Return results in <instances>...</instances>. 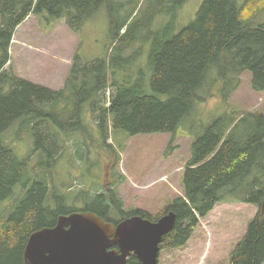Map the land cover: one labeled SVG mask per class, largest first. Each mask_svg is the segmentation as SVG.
Wrapping results in <instances>:
<instances>
[{
  "label": "trees",
  "instance_id": "trees-1",
  "mask_svg": "<svg viewBox=\"0 0 264 264\" xmlns=\"http://www.w3.org/2000/svg\"><path fill=\"white\" fill-rule=\"evenodd\" d=\"M263 1L204 0L193 22L178 33L173 7L160 13L170 21L153 33L154 15L127 25L125 20L115 19L123 4L113 0H0V203L21 193L18 207L4 217L0 212V264H25L23 250L29 236L53 227L59 216L73 213L65 212L66 198L53 192L55 185L49 189L46 175L36 176L32 184L27 180L31 156H16L7 145L12 141L4 138L8 131L22 121V130L32 140V154L40 155L35 170L47 174L64 155L67 142L79 137L78 146L85 148L95 142L85 132L82 118L88 116L98 130V148L113 155L111 167H116L118 153L107 144L110 130L128 136L175 135L197 103L215 93L227 101L244 73L250 74L253 91L264 92V23H254L264 13V5L259 6ZM184 2L179 0V7ZM103 6L111 13V44L104 57L90 62L76 53L62 89L25 81L11 67L6 69L14 32L29 15L63 19L79 36L84 24ZM145 44L144 69L139 62ZM212 82L219 86L213 89ZM230 114L215 120L193 143L183 173V196L157 218L141 210L125 212L113 187L84 200L83 212L114 225L134 216L154 222L173 212L175 225L160 244L163 251L182 248L199 219L216 204L251 205L257 212L229 254L228 264H263L264 114ZM123 178L119 176V181ZM17 185L23 187L15 192ZM126 264L140 262L131 255Z\"/></svg>",
  "mask_w": 264,
  "mask_h": 264
},
{
  "label": "rangeland",
  "instance_id": "rangeland-1",
  "mask_svg": "<svg viewBox=\"0 0 264 264\" xmlns=\"http://www.w3.org/2000/svg\"><path fill=\"white\" fill-rule=\"evenodd\" d=\"M113 1L123 4L115 19L125 20L127 25L146 21L154 15L151 27L153 33L170 21L160 13L175 7V33H178L193 22L204 0H185L181 7L179 0ZM262 5L264 1L259 6ZM110 14L103 6L84 24L79 36L67 27L63 19L56 21L46 14L29 15L14 32L6 69L11 67L14 74L25 81L53 90L60 89L76 53L85 62L105 56L111 44ZM254 23H264V13L259 14ZM147 54L148 45L145 44L140 56L141 65L145 64ZM250 82V74L244 73L238 88L227 101H223L214 91L213 96L197 103L191 117L179 127L175 135L158 133L128 136L123 131L110 130L107 144H111L118 153L120 161L116 167H111L113 155L111 157L107 151L98 148V130L91 124V117L87 119L88 116L82 118L85 132L95 142L90 141L88 148L78 146L79 137L73 143L67 142L65 147L68 148L64 155L54 168L47 170V174L35 170L36 164L41 162L40 155L32 154V140L22 130V121L17 122L4 138L12 141V144L7 142V145L19 159L31 156L26 169L27 180L31 184L38 179L36 176L46 175L49 189L55 185L53 192L66 198V213L83 212L84 200H90L95 193L113 187L124 203L125 212L141 210L157 218L173 200L183 196V173L192 157V145L215 120L230 117L231 112L264 114V92L253 91ZM211 85L213 89L219 86L213 82ZM79 135V132H75V136ZM119 176L124 177L122 181H119ZM22 187L17 185L14 191ZM20 196L21 193L16 192L10 200L0 203L3 217L13 207H18ZM254 212V206L242 203L216 204L207 216L199 219L190 239L182 248L160 251L158 264H228L230 251L242 238ZM209 245L211 248L206 249ZM207 252L210 254L207 255Z\"/></svg>",
  "mask_w": 264,
  "mask_h": 264
},
{
  "label": "water",
  "instance_id": "water-1",
  "mask_svg": "<svg viewBox=\"0 0 264 264\" xmlns=\"http://www.w3.org/2000/svg\"><path fill=\"white\" fill-rule=\"evenodd\" d=\"M168 212L156 221L134 216L116 225L91 212L58 217L53 227L33 232L24 247L25 264H158L160 244L174 228Z\"/></svg>",
  "mask_w": 264,
  "mask_h": 264
},
{
  "label": "crops",
  "instance_id": "crops-1",
  "mask_svg": "<svg viewBox=\"0 0 264 264\" xmlns=\"http://www.w3.org/2000/svg\"><path fill=\"white\" fill-rule=\"evenodd\" d=\"M67 75H68V74H66V77H67ZM66 77H65V78H66ZM62 87H63V85H62ZM62 87H61L60 89H62ZM52 90H53V89H52ZM58 90H59V89H58ZM256 212H257V209L255 208V212H254L253 217L255 216ZM253 217H252V218H253ZM252 218H251V219H252ZM251 219H250V220H251ZM250 220H249V221H250ZM249 221H248V222H249ZM248 222H247V224H248ZM247 224H246V225H247ZM245 228H246V227H245ZM245 231H246V229H245ZM244 233H245V232H244ZM243 235H244V234H243ZM242 237H243V236H242ZM238 242H239V241H238ZM238 242H237V243H238ZM237 243H236V244H237ZM209 248H211V245H209V246L206 247V249H209ZM233 248H234V247H233ZM232 250H233V249H232ZM232 250H231V251H232ZM231 251H230V253H231ZM206 254L209 255L210 253L207 252ZM228 258H229V256H228ZM227 260H228V259H227Z\"/></svg>",
  "mask_w": 264,
  "mask_h": 264
}]
</instances>
